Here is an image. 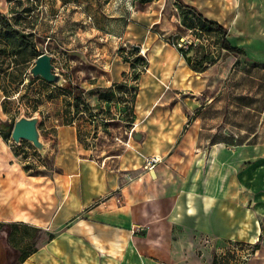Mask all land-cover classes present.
<instances>
[{
	"label": "crops",
	"instance_id": "1",
	"mask_svg": "<svg viewBox=\"0 0 264 264\" xmlns=\"http://www.w3.org/2000/svg\"><path fill=\"white\" fill-rule=\"evenodd\" d=\"M161 1L133 0L126 17L125 0H64V7L38 0L19 18L13 0H0L2 15L36 35L38 51L53 56L62 81L84 89L89 106L72 124L73 112L70 118L64 109L74 98L41 76L31 82L42 83L33 111L44 148L31 143L39 152L34 168L27 167L22 141L14 146L0 136V222L49 226L54 233L22 264H212L186 255L197 245L194 234L218 241L261 237V211L234 196L230 184L232 177L242 180L241 164L247 154L260 155L261 143L210 138L224 125L232 74L264 63V0H185L219 21L229 43L244 50L193 47L191 63L161 31ZM169 3L181 22L176 0ZM207 50L212 59L197 70L193 60ZM144 62L148 70L135 73ZM93 112L104 121L93 123ZM156 153L163 162L143 169V156ZM188 168L178 192L159 188L169 170ZM258 253L251 264H264V247Z\"/></svg>",
	"mask_w": 264,
	"mask_h": 264
},
{
	"label": "rangeland",
	"instance_id": "2",
	"mask_svg": "<svg viewBox=\"0 0 264 264\" xmlns=\"http://www.w3.org/2000/svg\"><path fill=\"white\" fill-rule=\"evenodd\" d=\"M59 1L61 2V6L64 7V5L66 4H64V0ZM132 1L133 0H125L126 4L124 9V16L126 17H128L127 14L128 10L130 11V4L132 3ZM37 2L38 0H13L15 8L19 12L18 17L22 18L21 13L27 14V11H25L27 7L31 8V10L28 11L30 13L32 11V7H36ZM147 2H151V0H139L140 4H145ZM161 3L162 5H164L163 14L165 15L163 20V24L165 25V27L163 30H161L164 36L170 37L171 41H176L177 38L187 36L189 38H198L199 40L195 45V47H197L198 49L204 47L205 49L210 50L217 46L218 43L215 42L214 38L208 37L206 35H201L199 30L193 29L191 25L192 21L195 20L194 16L192 17L193 14L184 11V13H187V15L185 16L186 20H183L182 14L179 10L178 12L179 14H181V22H178L175 19L174 14L177 11H175L173 4L169 3V0H162ZM33 15H35V13ZM19 20L20 19L13 20L11 22L12 24H15ZM16 24L19 25L18 23ZM20 25H24L25 27V21L21 22ZM32 35L35 44H37L36 35L34 33H32ZM11 65L13 66V62H11ZM10 68L17 70V68L21 69V66L15 67L14 65V67ZM237 70L234 72V74H232L233 78L231 79V82H228L229 85L225 87L227 98L226 102H223L222 107L225 115L223 123L224 125L219 126L220 130L222 128L221 132H219L220 134L217 133L218 135L216 137H211L210 142L217 138L219 139L222 137H227L228 141L232 142L235 145L236 143L240 142H245L246 144H252V142L261 143L262 147L260 149V155L258 154L254 156L253 153L251 155L247 154V158L241 164L240 168L242 180L240 181L238 178L237 180H235V177H232L230 184L232 186L231 191L234 196L238 195L240 197H243V199L247 200V205L249 207H257L259 211H261V215L259 217V220H261L262 224V230L260 233L261 239L259 238L252 242H247H251L253 244L259 242L260 247H264V63H249L241 66L240 70ZM16 74L19 75L20 71L17 70ZM30 75H32L30 68L23 72L22 77L25 78V85H21L19 88V92H14L11 95L12 97L10 96V98L8 99H5L4 93L0 89V95L2 96V100H0V125L3 122L10 123V121H12L14 117L16 118V120H18L22 116H35L33 110L34 106L38 104L35 96L36 93L41 90L42 83H28V78L30 77ZM14 95L16 96L13 97ZM210 126L216 127L218 130L217 123H212L210 124ZM0 136H3L5 139H7L6 133L3 132L1 128ZM11 138H13L12 135ZM21 141L23 143H20V145H18L20 146V148L22 147L21 151H25V154L23 155L24 158L28 155L31 156V158L29 159L30 162L27 164V167L34 168V164L36 165L38 163V161H36L37 158H34V156H37V153L39 152L34 151L33 147L31 146V141L23 139ZM207 145L208 144H206V146ZM25 146H27V148H23ZM204 154V151L200 152L201 157H204ZM31 160H33L34 164L31 162ZM48 163H50V161H48ZM188 171H191V169L188 168V170H169L166 175H164L165 179L161 182V184H159V188L165 194H173L174 192H178V189L183 182V174L181 173ZM239 188L242 189V196L240 194ZM40 228L41 230H38L36 234L37 236L34 239H30L36 240L39 249L46 245V242L50 241V234H54L49 226H46V228ZM9 232L12 233L11 238L13 241L8 240ZM24 232L25 229L22 226L19 228H15L11 227V225L9 224L5 225L0 222V260L7 258L6 262H3L4 264H11L16 258L19 249H14L13 244L20 240ZM31 232H33V230H31ZM206 237L212 239V242L214 244L213 247L207 244L205 245ZM194 238L197 241V245L195 246V249L187 248L186 255L191 256V254L194 253L193 255H195L202 262H206L207 259L212 261L216 248L218 246L225 245V243L229 241H218L217 238L207 233L194 234ZM22 244L24 245V243ZM18 247L22 248V245ZM258 252L256 255L259 254ZM254 259L255 257L252 259L251 263Z\"/></svg>",
	"mask_w": 264,
	"mask_h": 264
},
{
	"label": "trees",
	"instance_id": "3",
	"mask_svg": "<svg viewBox=\"0 0 264 264\" xmlns=\"http://www.w3.org/2000/svg\"><path fill=\"white\" fill-rule=\"evenodd\" d=\"M176 5L178 6L180 13L182 14L183 20H186L185 16L187 13L193 14L195 20L192 21V27L194 30H199L201 35H206L208 37L214 38L215 42L221 45L222 48H225L228 52L234 53L236 55L243 54L244 50L238 46L231 45L227 39L228 29H226L219 21L210 19L202 14L196 7L186 3L185 0H176ZM31 8L27 7L25 11H30ZM187 12V13H184ZM0 89L5 95V99H8L14 92H19L21 85H25V78L22 77L24 71L29 69V61L40 56L41 52L38 51L37 46L34 42L33 35L31 32L26 33L22 32L20 29H16L12 22L8 20L5 16L2 15L0 11ZM17 35V36H15ZM184 56L189 55V50L183 52ZM211 52L204 53L197 60H193V65L197 70H202L206 67V63L211 61ZM11 62L15 67L21 66L20 74H16L17 70L11 69ZM24 67H23V66ZM14 67V66H13ZM25 68V69H24ZM41 78L40 76L30 75L28 83H31L34 79ZM56 87L62 90L63 94L66 96H72L74 98L73 102H67V106L64 109V114L68 117L71 112L73 114L77 113L81 109L88 110L89 106L86 103V100L83 96L84 89L77 84H74L68 80H63L61 83H52ZM37 105L34 106L36 110ZM70 118L71 115H70ZM16 122L14 117L10 123L3 122L1 123V130L6 133L7 140L11 139L12 129ZM3 224H9L11 227L19 228L23 227L25 232L18 242L13 244L14 249H19L18 254L14 261L11 264H22L33 252L39 249L36 240L34 239L37 235L38 230H41L40 227L35 225L13 222ZM33 230V232H31ZM12 233L9 232L8 240H12ZM54 237V234H50V239ZM261 239V238H260ZM28 241V242H27ZM13 243V242H12ZM24 243V245L22 244ZM22 245V248L18 246ZM254 249L260 248V243L256 242L254 244ZM2 258V257H1ZM6 259H1L0 264H4ZM212 264H216L215 258H213Z\"/></svg>",
	"mask_w": 264,
	"mask_h": 264
},
{
	"label": "built area",
	"instance_id": "4",
	"mask_svg": "<svg viewBox=\"0 0 264 264\" xmlns=\"http://www.w3.org/2000/svg\"><path fill=\"white\" fill-rule=\"evenodd\" d=\"M199 39L195 38H189V37H184L180 38L179 40L176 41H171L168 39L169 42H171L175 47L179 48L183 54V52L188 51L195 47L197 44V41ZM167 41V42H168ZM129 50V48L127 49ZM142 52V50H141ZM140 52V53H141ZM127 54L130 55V59H133V56L131 53L127 52ZM61 69L64 73H69L68 66H66L64 63L61 65ZM149 68L147 62L141 63L137 65L136 67L133 68V71L135 73L137 72H144L147 71ZM138 80H134V84L137 85ZM135 94V90H132L131 95ZM132 98L134 96H131ZM73 116L72 124L76 123V114L71 113ZM92 120L93 123H102L104 121V117L98 113L93 112L92 115ZM131 126L134 127L135 123L132 122ZM10 144L18 145L19 142H16L13 138L9 140ZM144 165L143 169L151 171L156 168V166L161 163L164 159L163 156L159 153L156 154H150V155H144ZM31 158L30 155L27 156V159L25 160L26 163L28 164L30 161L29 159ZM210 245L211 247L214 246L212 239L209 237H206L205 239V245ZM254 244L251 242L243 241V240H229L228 242L225 243L223 246H218L214 252L213 258H215L216 264H251L252 259L255 257V255L258 252V249H254Z\"/></svg>",
	"mask_w": 264,
	"mask_h": 264
},
{
	"label": "water",
	"instance_id": "5",
	"mask_svg": "<svg viewBox=\"0 0 264 264\" xmlns=\"http://www.w3.org/2000/svg\"><path fill=\"white\" fill-rule=\"evenodd\" d=\"M188 62L191 63L192 56H187ZM33 76H42L51 83H61L62 75L57 71V67L53 63V56L48 52H43L35 60L34 65L30 69ZM39 117L22 116L16 120L12 129V137L16 142L29 140L40 150H43V143L40 140V131L38 128Z\"/></svg>",
	"mask_w": 264,
	"mask_h": 264
}]
</instances>
